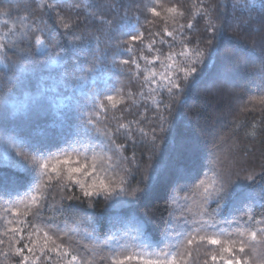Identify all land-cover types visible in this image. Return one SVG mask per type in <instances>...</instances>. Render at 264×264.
I'll return each instance as SVG.
<instances>
[{
	"label": "snow or ice",
	"instance_id": "snow-or-ice-1",
	"mask_svg": "<svg viewBox=\"0 0 264 264\" xmlns=\"http://www.w3.org/2000/svg\"><path fill=\"white\" fill-rule=\"evenodd\" d=\"M151 2L153 6L145 5V10L160 17L159 0ZM256 2L236 0L233 9L239 5L247 19L234 16L231 24L224 0H194L187 24H176L175 17L185 16L182 9L168 7L163 19H171L174 27L169 30L166 23L162 34L148 31L151 42L146 45L145 31L138 26L140 15L129 16L131 0L127 4L124 0H18L16 10L23 9L24 14L18 20L10 19L11 9L4 14L9 19L0 21V65L4 69L0 105L23 112L33 123L51 117L38 136L17 133L0 123V166L23 174L0 180V245L6 238L18 264H38L42 259L45 264H264V248H258L264 246V227H257L264 225V213L257 217L255 212L257 207L264 208V151L257 165L255 147L257 142L264 144V36L250 42L243 76L237 49L222 46L225 40L241 39L242 31L248 35L261 32L264 5L257 6L255 19L260 26L250 23ZM135 9L139 13L141 5L135 4ZM198 18L204 20L202 29L196 27ZM131 19L136 26L128 27ZM227 27L234 28L233 35H226ZM117 31L127 40L116 39ZM138 42L143 48L137 49ZM162 46L169 51L162 52ZM125 53L129 59H119ZM50 66L59 69L55 76L46 72ZM102 68L140 79L141 96L145 87L150 93L162 87L167 101H154L153 120L145 108L127 123L121 122L123 115L110 121L109 108L117 109L127 97L120 89L119 99L113 95L100 98L110 90L107 81L101 86L95 80ZM208 68L214 72L206 91L224 93L236 101L238 110L227 134L210 125L198 128L200 140L211 144L206 163L194 183L177 184L184 195L173 196L168 205L185 202L182 220L169 211L160 250L145 236L142 224L125 229L123 236L117 235L121 232L117 228L101 246L94 236V217L80 206L86 202L91 209L99 198L113 205L122 202V197L129 198V203L139 200L171 171L170 158L161 153L157 129L172 127V105L205 79ZM100 110L105 113L103 121L98 119ZM241 116L253 118L241 121ZM193 119L199 125L207 117L195 109ZM6 120V112L0 111V121ZM142 123H154L151 134ZM241 129L243 137L239 136ZM121 137L125 143L118 144ZM175 142L183 154L185 141ZM129 149L131 156L124 154ZM137 175L140 180L132 186ZM175 175L178 180L185 178L180 169H175ZM240 180L247 190L237 195ZM224 213H230L231 219L217 218ZM70 223L86 224L93 231L85 229L82 235ZM223 223L231 230L220 227ZM128 231L136 233L131 237L133 244H121ZM85 239L92 243H84ZM201 247L206 250L202 262L194 256Z\"/></svg>",
	"mask_w": 264,
	"mask_h": 264
},
{
	"label": "trees",
	"instance_id": "trees-1",
	"mask_svg": "<svg viewBox=\"0 0 264 264\" xmlns=\"http://www.w3.org/2000/svg\"><path fill=\"white\" fill-rule=\"evenodd\" d=\"M18 0H0V21L9 19L8 16L4 15L9 9H11V17L12 20H18V17L24 14L23 9L19 11L16 10L15 5ZM127 4L130 0H124ZM133 3L132 9L129 11V16L132 17L135 14L140 15L139 25L142 27V30L145 31L144 45L151 42L148 37V31L152 32H161L163 33V28L167 23V27L171 30L174 27V24L171 19L167 20V22L163 19L165 15V9L168 7L176 6L182 9L185 12L184 17H175L176 24H187L188 19L190 18L191 12L194 10V0H159V5H157V11L161 12L160 17L154 16L152 13L147 12L144 8L145 5L147 7H152L153 4L151 0H131ZM213 3H218L219 0H212ZM236 0H224L226 4L225 11L228 16L229 23H232V19L234 16L241 17L242 19H247V14H241L239 10V5H237L236 10L233 9V4ZM135 4L141 5V11L136 13ZM264 5V0H257L256 5ZM259 8L257 7V11L253 12L254 19L250 22L252 27H257L259 25V21L255 19L258 15ZM121 14H123V9H121ZM152 21L151 24H146L145 21ZM117 23H120L117 20ZM128 23V27L136 26L135 19H131ZM196 23V27L198 29H202L204 27V20L198 18ZM2 27V26H0ZM234 28L227 27L226 35H233ZM241 39L238 40H225L222 46L226 47H235L238 51V54L241 57V75H244V65L243 59L247 55V51L250 48V42L255 39L259 41L262 36H264V28L261 29V32L254 33L253 35H248L247 31L240 32ZM116 39L127 40L126 35H121L119 31L115 33ZM245 40H248L249 43H245ZM115 43V40L113 41ZM144 45L137 43V49L143 48ZM157 47H161L159 43H157ZM179 50V45H177V49ZM169 51L167 46H162V52L167 53ZM145 55H149L146 48H144ZM109 55L111 56V50ZM2 59V57H0ZM119 59H129V54L125 53L120 56ZM81 63L84 64L85 67L89 65L85 62V58H80ZM7 62V61H5ZM41 65L43 66V61H41ZM141 65L143 67V61H141ZM134 69V66H132ZM250 67V65H249ZM59 69L55 66H50L46 69V72H50L53 76L56 75ZM157 70L162 71L157 64ZM4 71L3 65H0V73ZM207 75L204 80L200 81V83L189 90L185 97H183L179 102L174 103L172 105L171 119H172V127L168 128L166 131H160L157 129V135L161 138L159 141V147L162 155L165 158H170L171 163V171L161 178H159L156 182H154L151 190L139 200L128 202L129 198L122 197L120 198L122 202L117 203L115 205L109 202L105 203L103 198H99L94 201V207L89 209L87 207V203L85 202L81 205L82 210H86L87 215H91L95 219L94 224V236L96 238V242L101 243L103 246V242L108 239L109 236L113 235L117 228L121 229L120 233H117L118 236L124 235V230L129 228H135L137 224L143 225V231L145 236L151 242L153 246H155L156 250H160L163 247L162 238L165 234L166 229V221L169 219V211H172L175 216L180 218L181 212L185 211L187 205L183 200H177L175 204L169 207V202L171 198L175 195L183 196L184 191H180L177 187V184H191L195 182L197 177V173L200 172L203 164L206 163V155L208 150L211 148V144H205L199 138L198 128L203 126H213L219 129L222 133L227 134L229 130L233 127V117L237 112V104L236 101L230 99L224 93H220L219 95H210L206 89L209 87L212 74L214 69L208 68L205 70ZM95 80L98 84L103 86L104 82H108V88L110 90L103 91L101 95V99L107 95L116 96L119 99V90L123 89V94L127 99L123 105H118L117 109L109 108L107 112V116L109 120H112V117H120L123 115L122 123H127L130 120L136 119L138 113L144 112V109L147 108L148 111L146 115L150 120H153L155 107L154 101L163 98L167 101V94L161 87L155 93H150L148 88H144V95L141 96V80L134 78L131 73L122 72L120 75L115 74V69L109 70L108 68L98 69L95 74ZM91 80L89 84H91ZM241 84L245 83V80L242 78L240 80ZM152 87H155L153 85ZM130 94V95H129ZM253 95L256 93L253 92ZM246 98V97H245ZM22 99V97H21ZM135 101V104L132 102ZM107 103V101H105ZM125 108H130V111H125ZM195 109H200L207 119H202L197 125L196 121L193 119V113ZM0 111H5L7 115L6 121H0L4 126L9 129L14 130L17 133H30L33 136H38L40 134L41 128L46 126L51 122V117H46L40 120L37 123H33L26 120V117L23 112L16 111L10 106L5 108V106L0 105ZM101 114L98 117L101 121L104 120L105 113L103 110H100ZM253 117L249 116L245 118L241 116V121L247 119L251 120ZM114 124L115 122L112 121ZM154 126V123H142L141 127H144L145 130L149 131ZM136 126L133 125V128ZM52 131H57L56 129H52ZM175 134V138H174ZM244 129H241L239 132V136L243 137ZM59 139V137H57ZM183 138L186 143V147L183 151V154L178 153V148L175 140H179ZM118 144L125 143V138H118L116 141ZM243 143H250L249 141H242ZM256 163L259 165L260 163V154L261 151H264V144L259 142L256 143ZM140 149L137 148V154L139 155ZM127 156H131V149L124 153ZM3 153L0 152V161H2ZM175 169H180L185 174V178L183 180H178L175 175ZM23 174L19 173L9 167L0 166V180L10 179L12 177L20 178ZM233 180H236V176L232 177ZM140 180V176L137 175L135 179L131 181L132 186L137 184V181ZM18 183H22L26 185V181L18 180ZM186 190V189H185ZM247 189L244 187V182L240 180L237 185V195L246 191ZM215 205H211V208H214ZM211 208L209 211H211ZM2 211V210H0ZM257 217L261 213H264V208L257 207L255 209ZM218 219L224 220L225 218L231 219L230 213H224L221 216L217 217ZM3 222L0 221V224ZM70 227H79L81 229V234L83 235L84 230L93 231L92 227L88 225H79L70 223ZM220 227L231 230V226L227 223H223ZM258 228L264 227V225H258ZM177 230L179 228L177 227ZM136 233L134 231H128L126 238H121V244H129L132 245L133 241L131 237H134ZM5 243L0 245V264H18V257H16L11 251H9L8 241L6 238ZM84 243L90 244L92 241L87 239L84 240ZM258 248H264V246H259ZM152 250L151 248L148 249ZM205 249L201 247L198 251L194 252V256H199L201 262L204 259ZM103 255L104 253H100ZM38 264H45L44 260L38 262ZM131 264H136L135 261L131 262Z\"/></svg>",
	"mask_w": 264,
	"mask_h": 264
}]
</instances>
